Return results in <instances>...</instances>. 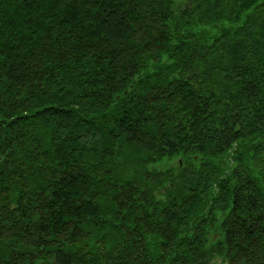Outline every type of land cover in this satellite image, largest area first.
Here are the masks:
<instances>
[{
    "label": "trees",
    "instance_id": "1",
    "mask_svg": "<svg viewBox=\"0 0 264 264\" xmlns=\"http://www.w3.org/2000/svg\"><path fill=\"white\" fill-rule=\"evenodd\" d=\"M0 264H264V0H0Z\"/></svg>",
    "mask_w": 264,
    "mask_h": 264
}]
</instances>
